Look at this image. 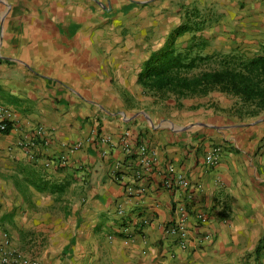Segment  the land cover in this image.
Returning a JSON list of instances; mask_svg holds the SVG:
<instances>
[{
  "label": "crops",
  "instance_id": "obj_1",
  "mask_svg": "<svg viewBox=\"0 0 264 264\" xmlns=\"http://www.w3.org/2000/svg\"><path fill=\"white\" fill-rule=\"evenodd\" d=\"M101 1L0 0V105L13 113L0 131V236L40 264H264V110L239 113L220 91L181 105L146 92L138 73L185 6L109 0L129 7L112 15ZM184 2L211 10L205 52L261 50L264 0ZM126 140L145 144L150 168ZM178 173L208 216L185 249L164 232L185 190L162 182Z\"/></svg>",
  "mask_w": 264,
  "mask_h": 264
},
{
  "label": "trees",
  "instance_id": "obj_2",
  "mask_svg": "<svg viewBox=\"0 0 264 264\" xmlns=\"http://www.w3.org/2000/svg\"><path fill=\"white\" fill-rule=\"evenodd\" d=\"M203 15L197 6L185 7L183 22L143 62L138 82L146 92L162 100L175 98L179 105L182 98L220 91L238 98L239 113L264 110V44L252 56L207 53L203 30L210 17ZM188 32L187 43L179 45Z\"/></svg>",
  "mask_w": 264,
  "mask_h": 264
},
{
  "label": "built area",
  "instance_id": "obj_3",
  "mask_svg": "<svg viewBox=\"0 0 264 264\" xmlns=\"http://www.w3.org/2000/svg\"><path fill=\"white\" fill-rule=\"evenodd\" d=\"M12 110L4 105H0V131H6L9 127V121L12 117ZM43 133V128H37V135ZM34 138H31V144H34ZM124 150L128 155H133L136 152H140L143 155L141 162L144 164L145 169L151 167V158L147 153V148L144 143L138 145L137 149H134L127 140L124 141ZM77 148L76 144L69 146L70 150ZM147 155V156H146ZM220 155V146H214L205 155V160L210 165L217 163ZM163 186L167 189L175 190L177 188H184L185 193L182 199L177 200L173 207V217L164 226V232L166 236L170 237L173 242L180 248L185 249L191 239L193 229L204 226L207 223L208 216L203 212L193 213L191 206V197L193 192L191 190L190 180L183 174H169L163 179ZM195 216L196 221L192 224V216ZM210 234L205 235L209 237ZM0 264H40L39 260L26 253L21 252L11 244L10 236L6 232H1L0 236Z\"/></svg>",
  "mask_w": 264,
  "mask_h": 264
},
{
  "label": "rangeland",
  "instance_id": "obj_4",
  "mask_svg": "<svg viewBox=\"0 0 264 264\" xmlns=\"http://www.w3.org/2000/svg\"><path fill=\"white\" fill-rule=\"evenodd\" d=\"M104 5V7H106L107 8V11H109V9H108V7H112V10L113 11H110V14H112V15H114V13L116 12L115 10H120L121 12H124V13H127L126 11L128 10V5H124V6H120V3H114L113 1H109V0H102L101 1ZM179 5H180V7H182V6H185V7H190V6H186V3L184 2V0H180L179 1V3H178ZM187 5H189V4H187ZM101 6V5H100ZM200 8V7H199ZM202 11H203V13H204V15L203 16H205L206 15V17H210L211 16V10L210 9H207V8H200ZM164 14H169V13H167L168 11L167 10H164V11H162ZM183 13H184V11H183ZM108 14H109V12H108ZM109 14V15H110ZM156 15V13L153 11V12H151V13H148V15L146 16V21H150V23H152V26H154L155 25V23H153L152 21H154V19L153 18H151L152 16H155ZM155 21H158V20H156L155 19ZM115 24H117L118 26H122V24H123V20H117L116 19V22H115ZM174 28H176V27H174ZM150 31H152V33L155 35L156 34V32H155V28H153L152 30L150 29ZM131 32V35H135V32H136V29H134V28H131L130 29V31H129V33ZM169 36V34L166 36V39H167V37ZM148 39H152V36H148L147 37Z\"/></svg>",
  "mask_w": 264,
  "mask_h": 264
}]
</instances>
